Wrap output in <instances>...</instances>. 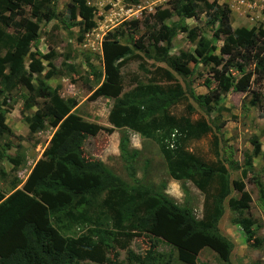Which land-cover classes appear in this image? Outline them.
Listing matches in <instances>:
<instances>
[{"label":"trees","instance_id":"trees-1","mask_svg":"<svg viewBox=\"0 0 264 264\" xmlns=\"http://www.w3.org/2000/svg\"><path fill=\"white\" fill-rule=\"evenodd\" d=\"M124 1L129 5L139 3V0ZM51 2L0 0V94L16 88L29 72L38 76L43 71L44 65L30 51L35 35L29 30L25 7L30 9L32 16H42L43 12L49 20L56 16ZM77 6L83 19L92 18L91 7L82 2H77ZM201 13L209 25L218 22L212 29V36L223 39L218 55L210 40L201 39L197 54L203 62L212 64L210 68L217 76L218 86L207 93L194 94L187 82L186 71L192 56L181 58L169 54L171 39L185 26L180 21L168 23L167 20L173 15L179 20L196 18ZM229 14L227 5L214 1L170 0L169 7H158L150 15L153 27L146 36L151 40L153 56L183 78L186 90L172 70L158 66L148 83H139L123 92L121 66L134 53L114 32L106 33L101 42L102 70L95 74L102 76V81L91 89L93 97L113 99L108 114L113 127L130 129L153 141L164 159L167 174L174 180L192 182L203 193L202 217L196 218L188 206L178 205L163 191L139 182L134 166L139 152L129 148L127 135L119 138L118 152L132 184L100 159L85 154L84 142L100 130L99 125L75 112L76 99L56 95L54 88L38 78L25 98V104L36 105L37 98H41V106L32 115L25 116L24 122L32 134L44 130L46 124L55 130L21 187L17 188L19 182L15 178L10 193L4 195L0 190V264H77L81 260L121 264L116 248H125L132 236L138 234L148 236L151 242L143 254L129 251L126 264H171L173 259L194 264L204 247L215 251L224 264H232L230 254L234 243L220 232L219 221L227 201L229 209L236 214L232 222L240 226L247 240L252 239L250 198L248 195L242 199L229 196L230 176L224 163L209 164L186 150L188 139H197L209 132L206 120L191 122L187 116L176 117L170 113V108L187 96L209 113L221 91L233 87L247 92L250 76L264 73V29L259 28L254 33L245 27L233 28ZM8 27L13 32L6 31ZM137 28V20L132 21L131 30ZM133 45L137 50H145L141 39ZM248 64L253 67L245 73L244 67ZM232 68L241 73L236 82L229 74ZM259 96L253 91V102L258 101ZM4 102L5 97L0 99V105ZM188 110L193 111L190 106ZM4 112L0 109L1 175L5 174L4 159L14 170L22 162L18 156L8 154L10 144L2 142L5 135H12L5 123ZM251 143L253 148L246 157V166L252 164L251 158L260 151L257 138ZM245 172V169L241 171V177ZM254 182L259 198L264 202V185L258 178ZM242 189L243 182L240 181L237 190ZM183 191L187 189L183 187ZM74 224L81 227L80 232L71 231ZM160 240L173 247L175 256L169 252L162 260L163 254L157 251Z\"/></svg>","mask_w":264,"mask_h":264},{"label":"rangeland","instance_id":"rangeland-1","mask_svg":"<svg viewBox=\"0 0 264 264\" xmlns=\"http://www.w3.org/2000/svg\"><path fill=\"white\" fill-rule=\"evenodd\" d=\"M207 1L229 7V18L233 28L245 27L254 33L259 28L264 29V0ZM77 2L91 7V19L82 18ZM169 5L170 0H139L135 5H129L124 0H52L50 7L55 11L56 16L49 20L45 19L43 12H41L42 16H32L30 9L25 7V16L30 21L29 30L35 35L30 51L40 59L44 69L38 76L29 72L16 88L0 94L1 100L5 97L0 109L5 110V123L12 131V135H5L2 142L10 144L8 154L16 155L22 160L16 170L6 159L3 160L2 166L6 172L4 175L0 174L1 191L9 192L15 178L19 182L17 187H21L55 130V127L46 124L44 130L32 134L29 133L24 122L25 116L32 115L35 109L41 106V98H37L36 105L25 104V98L40 78L55 89L56 95L76 99L75 112L85 120L99 125L100 130L84 142L85 154L100 159L106 167L132 184L118 152L119 138L127 135L129 148H136L139 152L134 159L136 178L139 182L163 191L178 205L188 206L196 218L202 217L203 193L192 182L174 180L167 174L164 159L153 141L141 137L130 129L113 127L108 121L113 99L93 97L92 94L102 81V76L95 73L102 70L101 42L108 32H114L120 42L131 47L134 53L131 57H127L121 66L123 92L131 90L139 83H148L155 76L154 71L158 66L172 70L163 62L155 60L149 44L151 40L146 36L153 27L150 15L158 7H169ZM134 20H137L138 28L131 30V22ZM173 21H180L185 28L171 39L169 54L181 58L192 56V61L187 64L186 70L190 89L194 94H198L217 88L218 79L210 68L212 64L203 62L197 54V49L201 39H206L216 46L214 53L219 54V46L223 38L212 36V29L217 27L218 22L209 25L202 13L196 18L187 17L179 20L173 15L167 20L168 23ZM6 31L13 32L10 27L6 28ZM137 39L143 41L145 50L135 49L133 43ZM47 55L51 58H45ZM24 64L27 68V57ZM70 65L73 66L72 70L69 69ZM252 67V64L246 65L245 73ZM59 72L61 75H57ZM172 72L186 90L183 78L173 70ZM229 74L234 77L235 82L241 76V73L233 68L230 69ZM253 91L260 94L256 102H253ZM211 105L212 110L206 113L196 100L187 96L185 100L171 107L170 113L176 117L187 116L191 122L206 120L210 127L209 132L200 138L188 139L185 142L186 150L200 156L209 164L217 161L224 163L230 176L229 196L242 199L248 195L250 198L249 216L254 229L252 239L247 240L240 226L232 222L236 214L229 209L227 201L219 221L220 232L234 243L230 254L231 263L264 264V202L260 200L254 182L258 178L264 185V73L260 76L253 73L250 76L247 92L231 87L227 91H221L218 102ZM188 106L192 107L193 111L189 112ZM253 138H257L260 143V151L251 158L252 164L246 166L245 160L252 151ZM243 169L246 172L245 176L241 177ZM240 181L243 182V189L237 190V183ZM183 187L187 189L186 192L183 191ZM70 229L73 233L81 231V227L76 224ZM150 242V238L144 234L133 235L125 248H116L119 263H127L129 251L143 254ZM157 251L163 254L162 260H165L169 252H173L174 256L176 254L171 245L161 240ZM77 264L107 263L81 260ZM171 264L183 263L173 259ZM194 264H224V262L215 251L204 247L198 252Z\"/></svg>","mask_w":264,"mask_h":264},{"label":"crops","instance_id":"crops-1","mask_svg":"<svg viewBox=\"0 0 264 264\" xmlns=\"http://www.w3.org/2000/svg\"><path fill=\"white\" fill-rule=\"evenodd\" d=\"M2 163H3V161H2ZM6 172V171H5ZM18 188V187H17ZM11 192V190L9 191V192H6L4 195H7L8 193H10Z\"/></svg>","mask_w":264,"mask_h":264}]
</instances>
